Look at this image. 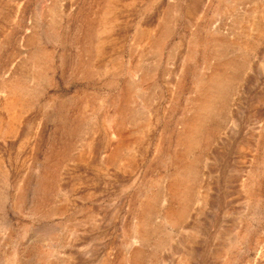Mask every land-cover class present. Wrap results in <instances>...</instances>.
<instances>
[{"label":"rangeland","instance_id":"1","mask_svg":"<svg viewBox=\"0 0 264 264\" xmlns=\"http://www.w3.org/2000/svg\"><path fill=\"white\" fill-rule=\"evenodd\" d=\"M0 264H264V0H0Z\"/></svg>","mask_w":264,"mask_h":264},{"label":"bare ground","instance_id":"2","mask_svg":"<svg viewBox=\"0 0 264 264\" xmlns=\"http://www.w3.org/2000/svg\"><path fill=\"white\" fill-rule=\"evenodd\" d=\"M212 85L217 90L218 89V85H219V80H217V79L213 80V84ZM203 110L204 111H208V106L204 105ZM141 238H142V236H141Z\"/></svg>","mask_w":264,"mask_h":264}]
</instances>
